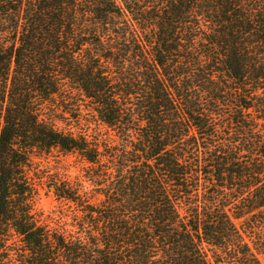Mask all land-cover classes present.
<instances>
[{
	"label": "trees",
	"instance_id": "trees-1",
	"mask_svg": "<svg viewBox=\"0 0 264 264\" xmlns=\"http://www.w3.org/2000/svg\"><path fill=\"white\" fill-rule=\"evenodd\" d=\"M0 121V264H260L264 0H0ZM52 150L100 187H55L70 229L28 173Z\"/></svg>",
	"mask_w": 264,
	"mask_h": 264
},
{
	"label": "rangeland",
	"instance_id": "rangeland-1",
	"mask_svg": "<svg viewBox=\"0 0 264 264\" xmlns=\"http://www.w3.org/2000/svg\"><path fill=\"white\" fill-rule=\"evenodd\" d=\"M72 121L73 119L66 124L70 126L74 134H88L92 136L89 139L96 138L95 134H98V137H101L102 146H106V152H109V146L113 145L111 142L113 133L109 129L87 115H82L78 123L74 124ZM64 124L62 127H66ZM32 168L33 171L28 173L36 185L37 209L48 221L66 224L70 229L68 226L72 223L70 214L76 209L75 205L58 197L55 187L71 188V192H75L91 203L101 198L98 181L89 178L93 170L90 171L89 165L76 153L52 150L48 154L37 157ZM257 258L260 264H264V252L257 253Z\"/></svg>",
	"mask_w": 264,
	"mask_h": 264
}]
</instances>
